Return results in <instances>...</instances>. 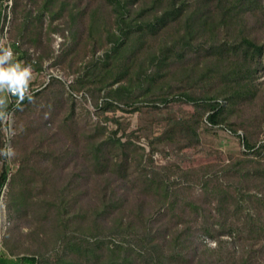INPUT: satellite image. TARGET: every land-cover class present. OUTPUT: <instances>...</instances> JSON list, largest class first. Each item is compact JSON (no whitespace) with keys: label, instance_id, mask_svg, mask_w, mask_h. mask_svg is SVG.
Here are the masks:
<instances>
[{"label":"trees","instance_id":"16d2710c","mask_svg":"<svg viewBox=\"0 0 264 264\" xmlns=\"http://www.w3.org/2000/svg\"><path fill=\"white\" fill-rule=\"evenodd\" d=\"M11 7L13 14L22 8L20 21H11L18 60L34 70L52 58L51 35L64 30L53 23L61 18L72 41L53 67L76 50L84 33L93 55L106 48L101 58L77 67L70 90L88 92L100 114L137 112L143 129L162 127L157 136L144 135L151 151L198 146L202 125L224 127L240 137L244 150L220 166L185 171L174 184L163 167L141 168L134 177L130 168L141 161L133 154L144 149L135 143L139 132L125 133L117 119H112L116 130L105 139V128L96 125L80 135L86 140L82 146L72 138L65 149L63 134L73 135L76 126L71 94L59 135L44 129L55 109L40 112L34 126L24 125L31 105L51 93L58 99L67 93L55 77L32 82L39 90L31 102L8 103L15 123L11 140L0 130V149L11 143L12 162L18 163L13 172L0 156V199L6 188L9 224L37 223L43 237L36 234L33 247L15 255L8 250V226L0 264H264V141L258 142L264 121V0H13ZM5 22L4 13L0 38ZM26 44L42 53L31 56ZM173 102L193 111L175 114L168 108ZM37 130L40 143L32 148L30 137ZM120 131L125 141L117 136ZM65 167L72 173L66 176ZM93 176L106 182L104 192L95 209L85 210ZM178 186L197 187L200 195L174 213ZM34 191L45 197L34 199ZM132 194L138 196L131 205Z\"/></svg>","mask_w":264,"mask_h":264},{"label":"rangeland","instance_id":"374dc122","mask_svg":"<svg viewBox=\"0 0 264 264\" xmlns=\"http://www.w3.org/2000/svg\"><path fill=\"white\" fill-rule=\"evenodd\" d=\"M11 3L13 4V0H11ZM12 6V5H11ZM12 8V7H11ZM22 8L17 9V13L13 14L12 9H10V22H9V30L10 32V38L8 35V39L12 42L13 40H17V31L15 29V25L12 24L11 27V21L14 18V21L16 22L20 21L21 19V14L20 11ZM2 12L0 13V19H2ZM47 18V17H46ZM48 20V18H47ZM66 18H61L56 20L53 24L57 25L60 29H64L63 31L53 33L51 35V51L53 53V56L49 60H44L43 66L46 65V69L43 68L42 70H33V79L32 82H37L38 80H46L45 76L47 74H56L59 76L61 81L65 84V90L66 94L63 95L62 98L58 99L57 97L54 96L53 93L49 95L50 98H44L43 100H40L39 105H31V109L28 110V117L25 120L24 125H32L34 126L36 124L37 119H41L39 115L40 112H48L50 109H55L56 112V117H50V123L46 125L44 129L49 130V134L55 133L59 135L58 133V127L63 124L64 118L68 115L70 106L72 105L70 100L68 99V95H72L71 97L76 101L74 102V121L76 123V126H73L71 130H73L75 133L73 135H66L63 134V138L68 137L67 140L64 143L65 149H70V143L72 142V138L78 139V143L80 146H82L86 140H84L82 137H80L81 134L88 135L91 133L92 127L96 125H101L105 128V131L102 135L101 139H105L107 136H109L110 132L116 130L117 125L112 121V119H117L121 123V130H123L125 133H130V132H139L137 133V136H140V139L135 140V143L137 146L141 147L144 149V152H142L140 149L137 150L135 155L136 161L138 160L141 161L140 165L132 166L130 168V171L132 172L133 176H137L138 173H140L141 168L145 169H150L152 167H157V168H165L164 173H166L169 177V182L171 183H177L179 181V178L181 174L185 171L188 170H193V169H198L200 167L206 166V165H221L227 163L229 160L232 158L236 157H241L242 152H243V147L241 144V139L239 136L234 135L233 133H230L229 130L225 129L224 127L220 128H213L212 130L206 129L204 125L200 128V138H201V143L198 146L194 147H187L186 144L182 146L181 149H171V148H165L163 149L162 146H159L156 148L155 151H151L148 145V139H146V136L144 135H151L153 134L154 136H157L160 134L162 127H158L159 125L155 126L153 125V128H150V131L148 129H143L141 125V114L134 112V113H128L124 112L122 110H116L115 112H106L104 114H100V112L95 108L93 105V98L91 95L87 92L84 91H72L70 90L71 83L75 80L77 77L78 73L76 72L77 67L81 68L83 67L84 64L89 62L92 59L96 58H101L105 52L106 48H99L97 52L93 55L89 51L90 46L86 44L84 41L86 38V34L84 33L82 35V39L79 40L77 48L74 52L69 54L64 61L58 68H55L51 65L53 60H55L56 56H59L61 53L63 47L66 45H69L72 41V37L70 36L68 30L65 29L64 26V21ZM1 21V20H0ZM1 25V23H0ZM58 38L61 39L59 43V48H56V42ZM15 43V42H14ZM19 44V43H18ZM47 42L46 38L42 37V49L44 51L47 50ZM17 47V46H16ZM26 48L29 49V52L31 51L32 54L33 52L37 55L42 53L41 50L35 51V49L30 46L29 44L25 45ZM68 62L71 63L72 67H68ZM47 72V73H46ZM52 72V73H51ZM36 84V83H34ZM68 94V95H67ZM100 97L103 98V92L100 93ZM99 99V102L102 101V99ZM168 108H171V110L178 115H181L182 113H191L193 111V108L189 104H182L180 102H173L170 104ZM164 109V107L162 108ZM166 110V109H165ZM165 113V112H162ZM43 117H48L46 114H44ZM165 117V116H164ZM143 118V116H142ZM15 123H14V118L11 124V127L13 129ZM83 125V127H82ZM142 129H140V128ZM63 128V127H62ZM40 129V128H39ZM79 129V130H78ZM261 133L258 134V142H263L264 141V121L261 126ZM69 130V128H68ZM41 130H37V133L31 134V140L32 144L30 143V146L34 148L35 146L38 147L40 143L38 140V133L40 134ZM82 132V133H81ZM122 131L118 132V137H121L123 141L125 139L121 135ZM239 135L243 134V131L239 130L238 133ZM61 142L57 143L55 146L60 145ZM11 146V143H8V146ZM62 145V143H61ZM54 149V148H52ZM60 149V148H59ZM31 150V149H30ZM46 150V145L43 144V147L41 148V151ZM81 152V151H80ZM33 161V160H32ZM135 161V162H136ZM18 163L12 162V158L8 159V168L12 170L13 172L17 169ZM146 166V167H144ZM65 172V175L67 176L69 173H72L70 170V167H65L63 169ZM68 179V178H67ZM41 181V179H40ZM34 184H38L39 180H36L33 182ZM42 183V181H41ZM104 183L105 181L94 178L92 177L91 181H88L89 185V194L87 197L84 199L82 202V207L85 210H88L90 207L91 210L93 208L95 209V206L99 204L98 199L101 197V193L104 192L103 187L105 186ZM111 183V182H110ZM114 187V184H110L109 189L105 192L107 194H110V189ZM173 189V186L171 187ZM178 191V203L174 209V213H179L181 209H184L185 203L188 202L189 200H192L193 198H197L200 195L199 188L193 187L191 189H180L179 186L175 189ZM103 191V192H102ZM7 192V189L5 188L1 199H0V253L3 252V247H1V241H2V236L3 233H5V230L8 226H10L11 232L8 235L9 240H8V250L12 251L13 254L15 255H20L22 253H25L26 250H29L33 247L34 245V237L36 234L38 237L42 238L43 233L40 231V229H37V223H32V222H25V221H17V223H8L7 218H6V212L4 208V203H5V194ZM123 190H120V193H122ZM39 192H35V198L36 195H40L41 197H45V193L38 194ZM119 193V192H118ZM138 196V195H137ZM135 195H131L128 197L129 204L132 203L134 200V197H137ZM148 200V199H147ZM152 203V199H149ZM132 205V204H131ZM127 208H131V206L126 205ZM121 211L123 212V205L121 207ZM188 211V210H187ZM125 213H128L127 210ZM129 215V214H128ZM7 231V230H6ZM33 233L31 237H27L26 235H29ZM103 235H106V231L102 232V237ZM116 239V238H114ZM206 243L210 247H214V243L210 240H206ZM8 251L6 252V256L10 258L11 260H14V256L11 255V253Z\"/></svg>","mask_w":264,"mask_h":264},{"label":"clouds","instance_id":"9594fccd","mask_svg":"<svg viewBox=\"0 0 264 264\" xmlns=\"http://www.w3.org/2000/svg\"><path fill=\"white\" fill-rule=\"evenodd\" d=\"M32 79V66L15 58V53L8 46L6 35L0 38V130L7 134L9 140L14 135V130L11 127L13 113L8 111V98L15 97L17 105L22 104L26 99L31 102ZM14 155L15 152L10 145L0 149V156L11 159Z\"/></svg>","mask_w":264,"mask_h":264},{"label":"built area","instance_id":"2783aa9c","mask_svg":"<svg viewBox=\"0 0 264 264\" xmlns=\"http://www.w3.org/2000/svg\"><path fill=\"white\" fill-rule=\"evenodd\" d=\"M11 5H12L11 0H5V3L2 6V20H1V25H2V22H3V15H4V13L6 14V22H5V26L3 27V32H2L1 38L4 37L5 35L8 38L9 22H10V19H11V17H10ZM60 41H61V39L58 38V40L56 42V48L57 49L59 48ZM8 46H10L12 48L13 52L15 53V58L18 60L19 56L21 55V51L18 48V46H19L18 42H15L14 43V42H12V41H10L8 39ZM29 54H31V56H32V52L31 51L29 52ZM32 63H35V61L33 60ZM43 68L46 69V65L43 66ZM50 77H55V78L61 79L56 74L52 73V74H47L45 76V79L46 80H44V81L47 83L49 81ZM38 90H39V88L37 86H30V94H32L33 92H37ZM8 99H9V102L8 103L16 101V98L15 97H9Z\"/></svg>","mask_w":264,"mask_h":264},{"label":"crops","instance_id":"0c3cea01","mask_svg":"<svg viewBox=\"0 0 264 264\" xmlns=\"http://www.w3.org/2000/svg\"><path fill=\"white\" fill-rule=\"evenodd\" d=\"M4 3H5V0H0V5L1 6H3ZM1 6H0V13L2 12V10H1L2 7ZM0 20H2V19H0ZM0 23H1V21H0Z\"/></svg>","mask_w":264,"mask_h":264}]
</instances>
